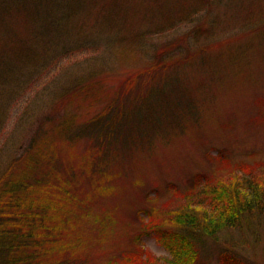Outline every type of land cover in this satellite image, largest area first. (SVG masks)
I'll list each match as a JSON object with an SVG mask.
<instances>
[{"label": "rangeland", "instance_id": "rangeland-1", "mask_svg": "<svg viewBox=\"0 0 264 264\" xmlns=\"http://www.w3.org/2000/svg\"><path fill=\"white\" fill-rule=\"evenodd\" d=\"M101 2L94 1L93 14ZM120 5L111 8L108 21L96 18L89 46L28 75L7 99L1 122L0 168L33 141L49 117L55 115L58 123L74 113L79 127L115 109L125 112L110 136L64 138L54 145L63 160L53 178L70 174L61 212L80 240L57 253L63 264H109L133 253L142 261L152 255L169 264L158 233L164 237L161 228L178 229L164 216L183 207L181 193L191 178L264 164V0H121ZM172 46L164 54L171 66H153L155 55ZM84 70L96 101L61 98L65 83ZM141 101L143 108H137ZM39 190L49 193L47 187ZM223 249L246 264H264V229L205 237L193 264L216 263Z\"/></svg>", "mask_w": 264, "mask_h": 264}, {"label": "trees", "instance_id": "trees-1", "mask_svg": "<svg viewBox=\"0 0 264 264\" xmlns=\"http://www.w3.org/2000/svg\"><path fill=\"white\" fill-rule=\"evenodd\" d=\"M94 1L0 0V129L7 99L14 98L15 88L23 85L28 75L50 66L49 62L57 60V64L60 57L65 59L75 49L89 46V29L95 28L98 21H108L111 8H121V0H103L93 14ZM96 18L99 20L95 23ZM174 48L161 49L152 65L168 69L173 61L164 54ZM85 72L65 83L66 92L61 98L78 95L91 104L96 101L98 94L85 86ZM139 107L143 108V101ZM124 115L115 109L105 119L92 117L79 127L73 123L74 113L58 123L55 115L49 117L46 126L36 128L33 141L0 168V264H63L61 258L57 260V253L74 249L80 240L69 227L71 220L61 212V194L66 192L65 181L70 174L60 172V177L53 178L57 167L62 170L63 160L61 148L55 147L64 138L74 142L80 136L96 135L100 140L110 136L112 130L120 127ZM246 165L225 176L208 178L203 173L191 178L190 187L181 193L185 196L183 207L164 216V222L176 223L178 229L161 228L164 237L158 233L169 254V264L195 263L203 239H216L221 231L264 229V164L255 168ZM49 179L52 180L47 182ZM41 187L44 191L47 187V196L39 190ZM53 193L55 198L50 199ZM153 226L157 228V223ZM137 254H126L109 264H165L152 255L142 261L141 257L136 258ZM206 264L246 263L234 252L223 249L216 263Z\"/></svg>", "mask_w": 264, "mask_h": 264}]
</instances>
